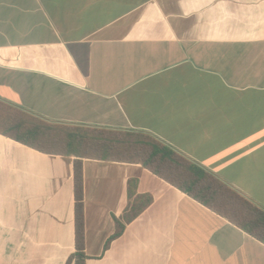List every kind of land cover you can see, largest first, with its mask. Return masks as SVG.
<instances>
[{
	"label": "crops",
	"instance_id": "obj_1",
	"mask_svg": "<svg viewBox=\"0 0 264 264\" xmlns=\"http://www.w3.org/2000/svg\"><path fill=\"white\" fill-rule=\"evenodd\" d=\"M0 100L152 135L264 209V0H0ZM83 172L86 264H264L263 242L142 165ZM74 189V158L0 134V264L68 263Z\"/></svg>",
	"mask_w": 264,
	"mask_h": 264
},
{
	"label": "trees",
	"instance_id": "obj_2",
	"mask_svg": "<svg viewBox=\"0 0 264 264\" xmlns=\"http://www.w3.org/2000/svg\"><path fill=\"white\" fill-rule=\"evenodd\" d=\"M0 134L44 154L74 158L76 250L67 264L87 260L83 163L90 159L142 165L264 243V209L152 135L57 124L2 100ZM116 223L106 249L125 230L124 224Z\"/></svg>",
	"mask_w": 264,
	"mask_h": 264
}]
</instances>
